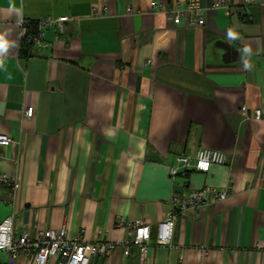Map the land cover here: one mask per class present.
<instances>
[{
    "label": "crops",
    "instance_id": "0c3cea01",
    "mask_svg": "<svg viewBox=\"0 0 264 264\" xmlns=\"http://www.w3.org/2000/svg\"><path fill=\"white\" fill-rule=\"evenodd\" d=\"M151 1L0 0V32L14 42L0 69V134L12 138L0 172L20 182L15 196L0 183V222L13 213L16 234L66 227L119 243V220L142 218L150 264H264V121L252 119L264 111V5L201 0L205 25L189 28L161 9L186 0ZM64 15L62 32L45 30L49 50H22L23 27ZM199 147L228 163L171 180L176 157ZM229 185L225 200L178 214L171 245H155L173 193ZM137 262L135 247L117 246L89 264Z\"/></svg>",
    "mask_w": 264,
    "mask_h": 264
},
{
    "label": "built area",
    "instance_id": "2783aa9c",
    "mask_svg": "<svg viewBox=\"0 0 264 264\" xmlns=\"http://www.w3.org/2000/svg\"><path fill=\"white\" fill-rule=\"evenodd\" d=\"M253 3L264 5V0H240L242 7H249ZM155 0L150 2L151 7H156ZM213 8L233 7L226 0H215ZM106 8H94L93 13L100 15ZM167 18L174 26L185 25L189 28H201L205 25V9L201 0H186L182 4L171 6L161 5ZM130 11V8L127 9ZM73 19L70 16H46L36 22L37 30L31 40L33 52L41 50L45 52L51 48V44L44 40L45 30L53 27L62 32L64 23ZM25 25V24H24ZM26 29L23 27V34ZM33 107L28 106L24 110V116H33ZM244 114L247 113L245 112ZM252 119L264 121V111L256 109L253 111ZM12 138L8 134H0V145H9ZM227 153L208 147H199L193 154H180L176 157V163L169 167L171 180L184 179L192 170L208 172L213 164L224 165L228 163ZM0 183L4 184L6 190L15 196L20 188L17 178L10 177L0 172ZM233 186L224 189L215 187H203L201 189H187L173 193L169 200V210L166 216L157 223L155 232V245H171L174 226L179 213L193 209L199 211L209 202H220L225 200ZM14 214L11 213L0 222V264H14L20 254L30 256V264H89L92 257H104L112 252L117 246H122L125 252L135 247L138 253L137 264H150V250L152 239L151 224L142 219L125 220L121 218L119 225L128 230V236L119 243L109 241L104 237H98L94 241H88L79 234H70L66 227L61 229L48 228L39 230L35 235L28 232L16 234L14 232ZM255 249L264 252V238L256 242Z\"/></svg>",
    "mask_w": 264,
    "mask_h": 264
},
{
    "label": "clouds",
    "instance_id": "9594fccd",
    "mask_svg": "<svg viewBox=\"0 0 264 264\" xmlns=\"http://www.w3.org/2000/svg\"><path fill=\"white\" fill-rule=\"evenodd\" d=\"M7 35H8L7 32H0V69L4 68V58L6 57L9 48L12 47L14 44V42L9 41L7 39ZM230 35L233 34L230 32ZM244 51L247 53L250 52V49L245 48ZM244 67L245 69L250 68V64L248 63L247 60L244 62Z\"/></svg>",
    "mask_w": 264,
    "mask_h": 264
},
{
    "label": "trees",
    "instance_id": "16d2710c",
    "mask_svg": "<svg viewBox=\"0 0 264 264\" xmlns=\"http://www.w3.org/2000/svg\"><path fill=\"white\" fill-rule=\"evenodd\" d=\"M31 24H33L34 27H32ZM30 25H31L30 29L28 28V26H29L28 25L27 28H26V33H25V35L22 38V50H24V51L25 50L28 51L30 49L31 40L35 36L36 30H37L36 23H30Z\"/></svg>",
    "mask_w": 264,
    "mask_h": 264
}]
</instances>
